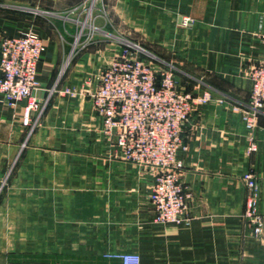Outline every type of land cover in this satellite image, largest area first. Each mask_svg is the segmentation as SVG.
Instances as JSON below:
<instances>
[{"label": "crops", "instance_id": "crops-1", "mask_svg": "<svg viewBox=\"0 0 264 264\" xmlns=\"http://www.w3.org/2000/svg\"><path fill=\"white\" fill-rule=\"evenodd\" d=\"M82 1L0 0V39L34 32L45 42L37 96L59 81L36 127L22 123L25 101L8 107L0 94V264H122L110 257L122 253L141 264H264V239L243 219L247 171L264 215V115L251 154L242 121L264 56V0H100L111 27L74 50L64 14ZM111 30L142 41L189 91L212 92L184 127L187 224L154 221V171L121 157L88 97L121 49ZM73 87L83 93H63Z\"/></svg>", "mask_w": 264, "mask_h": 264}, {"label": "built area", "instance_id": "built-area-1", "mask_svg": "<svg viewBox=\"0 0 264 264\" xmlns=\"http://www.w3.org/2000/svg\"><path fill=\"white\" fill-rule=\"evenodd\" d=\"M92 0L84 21L77 19L74 46L85 48L95 41L101 29L95 25ZM75 10V9H74ZM194 20L184 17L183 26ZM121 49L100 73L99 85L89 92L95 111L103 120L104 136L117 147L121 157L130 163L154 171L150 201L155 210L154 221L165 225L189 222L188 188L182 180L185 168L180 152L187 151L184 127L199 106L212 100L210 90L196 95L177 77L172 65L162 62L160 68L145 59L147 51L138 45L121 42ZM75 50V49H74ZM46 52L42 37L34 32L3 35L0 39V94L8 107L26 102L22 117L24 126L36 127L56 87L40 99L38 69ZM144 56V57H143ZM251 94L242 108L246 129L247 152L257 150L255 131L264 115V56L250 70ZM65 93L75 96L77 89ZM37 118L32 121V115ZM246 183L244 222L256 237L264 239V215L259 211V181L254 171L243 175ZM122 264H141L136 253L110 255Z\"/></svg>", "mask_w": 264, "mask_h": 264}, {"label": "rangeland", "instance_id": "rangeland-1", "mask_svg": "<svg viewBox=\"0 0 264 264\" xmlns=\"http://www.w3.org/2000/svg\"><path fill=\"white\" fill-rule=\"evenodd\" d=\"M91 1L92 0H83L81 3H80V5H78L77 7H74V8H72V9H70V10H68V12L66 13V14H64L65 16V19L67 20L66 22H69V23H66V27L67 28H69V26H71V27H75V29H76V31H75V35H74V38H73V47H74V49L76 50V49H80L81 48V45L79 44V45H77V46H74V44H75V38H76V34H77V30H78V28H77V23H76V21H77V19L79 18V20L80 21H84L85 19H86V17H87V11H88V9H89V6H90V3H91ZM99 1L100 0H96V2H95V5L96 6H94L95 8L93 9L94 10V15H96L97 17H96V23H95V25L96 26H98L99 24H106L107 25V27L109 28V27H111L110 25H109V22H108V20H107V18H106V15H105V13H104V11L102 10V8L99 6ZM75 9V10H74ZM32 10V9H31ZM32 11H41V10H37L36 8L35 9H33ZM41 13H43L42 15H44V16H46L48 13H49V11H47V10H44V12H41ZM46 15H45V14ZM106 20H107V22H106ZM99 27V26H98ZM100 28V27H99ZM101 29V28H100ZM112 31V30H111ZM112 34H113V36H111V35H109V37H110V43L111 44H115V45H120L121 44V42L122 41H126L127 43H130V44H133V45H138V46H140L141 48H143L144 50H146L147 52L146 53H144V54H146L145 55V59H147L148 61H151L157 68L159 67L160 68V66H162L161 64H162V62L156 57V55H154L152 52H151V49L150 48H147L143 43H142V41L141 42H139V41H137V40H133V38H131L130 36H122V35H119V34H117V33H114L113 31H112ZM97 36V35H96ZM96 36H95V38H96ZM95 41H93L92 43H94ZM91 43V44H92ZM87 47V46H86ZM84 49V48H83ZM150 50V51H149ZM71 66V61L70 62H67V63H65V68L64 69H68L69 67ZM178 75V74H177ZM60 80H61V77H60ZM58 84H59V81H58V83L57 84H55V86L53 87V88H55L56 87V89H57V87H58ZM52 88V89H53ZM68 89H77V94L79 93V94H82L83 92H82V90H80V89H78V88H76V87H73V88H68ZM50 90V89H49ZM67 90V89H66ZM65 90V91H66ZM65 91H63V93L64 94H66V95H69V94H67V93H65ZM89 92L90 91H88V95H89ZM71 96V95H70ZM76 96V95H75ZM75 96H71V97H75ZM89 97V96H88ZM6 183V180H4L3 181V184H5Z\"/></svg>", "mask_w": 264, "mask_h": 264}]
</instances>
